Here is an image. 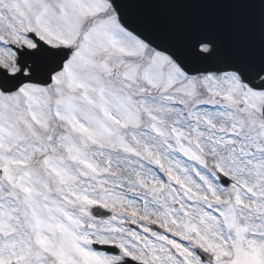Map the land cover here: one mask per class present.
<instances>
[{
  "label": "snow or ice",
  "instance_id": "6c2138e0",
  "mask_svg": "<svg viewBox=\"0 0 264 264\" xmlns=\"http://www.w3.org/2000/svg\"><path fill=\"white\" fill-rule=\"evenodd\" d=\"M0 264H264V0H0Z\"/></svg>",
  "mask_w": 264,
  "mask_h": 264
},
{
  "label": "water",
  "instance_id": "95a60500",
  "mask_svg": "<svg viewBox=\"0 0 264 264\" xmlns=\"http://www.w3.org/2000/svg\"><path fill=\"white\" fill-rule=\"evenodd\" d=\"M160 19L174 21H198L228 26L235 22L250 23L248 18L240 15L233 9L220 6H183L168 7L157 10Z\"/></svg>",
  "mask_w": 264,
  "mask_h": 264
}]
</instances>
